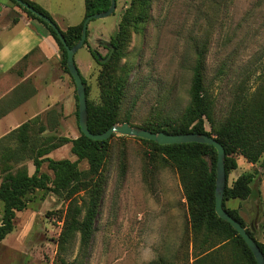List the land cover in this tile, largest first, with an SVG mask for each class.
Segmentation results:
<instances>
[{
	"label": "rangeland",
	"instance_id": "374dc122",
	"mask_svg": "<svg viewBox=\"0 0 264 264\" xmlns=\"http://www.w3.org/2000/svg\"><path fill=\"white\" fill-rule=\"evenodd\" d=\"M133 2L118 0L114 15L89 24L88 31L102 40L95 47L102 58L108 56L109 46L113 47L120 33L119 25ZM204 47L207 51L205 88L215 100V121L219 128L228 118L237 95L264 93V0H153L147 24L139 30L129 29L120 49L121 57L114 64L118 76L128 73L118 125L125 124L126 119L135 127L179 121L191 103L196 51ZM79 57H89L85 48L77 53ZM101 73L102 67L94 59L83 70L88 103L94 107L103 105ZM63 74L68 82L64 98H73L76 110L75 84L70 76ZM6 104L2 107H8ZM22 109L14 120L23 117ZM45 109L33 123L32 143L40 146L43 141L56 139L53 143L58 144L59 139L80 137L76 116L62 121L59 107L44 113ZM8 124H2L0 130ZM41 129L47 130L42 134ZM206 129L211 132L210 126ZM16 147L15 139L0 140V186L4 170L11 166L3 163V154L8 148ZM110 147L102 207L85 255L79 252V235L67 252L59 253L58 240L64 228L67 203L52 193L36 191L28 196L26 210L17 213L14 232L0 245V264H59L58 257L69 264L194 262L187 202L176 168L154 146L138 139L115 135ZM71 148L63 145L48 158L76 162ZM123 155L126 157L124 176L121 175ZM29 156L30 159L16 167L14 174L23 169L29 175L34 174L33 156L31 153ZM236 160L238 169L229 174L228 187L232 188L245 173L254 174L255 180L247 200H229L226 208L236 211L246 230L264 244V156L257 165L239 156ZM88 169L86 161L79 165L80 171ZM42 171L52 176L47 165ZM84 196L82 193L80 197ZM2 218L0 203V225Z\"/></svg>",
	"mask_w": 264,
	"mask_h": 264
},
{
	"label": "trees",
	"instance_id": "16d2710c",
	"mask_svg": "<svg viewBox=\"0 0 264 264\" xmlns=\"http://www.w3.org/2000/svg\"><path fill=\"white\" fill-rule=\"evenodd\" d=\"M10 1L30 18L39 21L48 29L60 48L63 72L70 76L67 68V51L58 34L45 22L20 7L14 0ZM22 1L56 24L50 14L40 6L26 0ZM152 2L153 0H134L131 9L119 25L120 33L113 41L115 52L110 62L105 65L100 64L98 53L90 50L92 58L102 67L99 82L102 89L103 105L94 107L88 103V125L90 132L94 135L103 134L114 125L119 124L121 106L128 85L125 75L128 73L123 71V75L118 76L114 64L121 57L120 49L129 36V29L133 27L134 30H139L141 26L147 24ZM85 6V19H87L108 11L111 2L110 0H85ZM83 24L84 22L77 27L68 28L65 32L56 25L69 48H73L81 40ZM87 44L88 42L85 43V46ZM206 56L205 47L197 49V61L193 70L190 91L191 103L181 119L176 122L149 123L138 128L152 133L162 132L173 136L198 134L214 137L225 149V169L228 179L229 174L238 169L237 156L252 165L259 164L264 156V93L237 95L228 118L221 127L217 128L215 100L205 88ZM83 82L86 86L84 78ZM86 91L88 98L87 86ZM15 94L19 97L20 102L12 101L13 105H9L11 102H8L6 104L8 107L5 108L7 111L18 107L21 102H26L30 98L26 92L16 91ZM75 100L78 120L77 95ZM2 109L4 108L0 106L1 112ZM36 121L37 119H34L24 123L4 138L5 140L15 139L17 147L8 148L3 154V163H9L11 166L4 170L5 177L0 186V203L3 205L0 245L14 232L16 215L26 210L28 196L36 191H43L52 193L67 203L64 228L58 240L59 253L67 252L79 235V252L84 256L91 245L96 220L102 207L107 184L105 166L110 154V141L115 136L109 141L98 142L86 138L81 133L76 140L63 138L59 139L58 144L53 143L56 139L52 142L46 140L38 146L32 143L33 138L31 137L33 123ZM124 123L130 124L129 119H126ZM207 125L210 126L211 132L207 131ZM46 130L41 129L40 131L43 134ZM139 141L154 146L162 156L173 164L178 172L189 215L192 259L194 260L192 264H257L243 239L228 223L219 219L215 212L217 166L215 149L201 144L160 146L153 142ZM63 145L72 146L71 153L77 158L76 162L55 161L48 158L53 151L60 149ZM29 153L33 156L31 160L35 168L34 174L30 176L26 169L17 170L14 174L19 164L30 159ZM84 161L89 166L85 172L79 170V165ZM44 165H47L48 172L52 173L53 177L42 171ZM125 173L126 157L123 155L121 175L124 176ZM254 180V174L245 173L238 178L232 188L227 185L225 190L224 209L244 228L245 225L237 216L236 211L226 208V202L247 200L252 194L251 185ZM82 193L85 195L84 197H80ZM80 198H82L81 203ZM248 233L254 239L253 234L250 231ZM256 243L264 255V244L257 241ZM58 262L59 264H69L62 257H58Z\"/></svg>",
	"mask_w": 264,
	"mask_h": 264
},
{
	"label": "crops",
	"instance_id": "0c3cea01",
	"mask_svg": "<svg viewBox=\"0 0 264 264\" xmlns=\"http://www.w3.org/2000/svg\"><path fill=\"white\" fill-rule=\"evenodd\" d=\"M26 1L47 11L63 32L81 25L85 20V0H75L74 4L72 0ZM99 41L102 40L89 32L88 44L84 47L89 57L77 58L76 54L75 61L81 75L87 63L93 62L90 50L96 51ZM61 61L60 48L48 29L10 0H0V106L8 102H11L10 105L19 103L16 91L26 92L30 96L9 112L5 108L2 112L0 110V126L9 123L0 130V140L37 118L45 107L44 113L59 107L62 121L76 116L73 98H64L68 82L62 72ZM21 108L23 117L14 120Z\"/></svg>",
	"mask_w": 264,
	"mask_h": 264
},
{
	"label": "water",
	"instance_id": "95a60500",
	"mask_svg": "<svg viewBox=\"0 0 264 264\" xmlns=\"http://www.w3.org/2000/svg\"><path fill=\"white\" fill-rule=\"evenodd\" d=\"M20 7L26 9L28 12L32 13L35 17L39 18L47 25H49L57 34L67 51V68L70 77L73 79L76 94L78 98V122L81 133L88 139L92 141H109L113 136L118 135L121 137L133 138L148 142H153L160 146H172V145H185V144H201L209 147H213L217 153V166H216V192H215V212L219 219L228 223L234 231L243 239L246 246L252 252L257 264H264V255L261 252L256 241L249 235L248 231L242 227L240 223L234 220L230 214L224 209V195L227 187V175L225 169V159L226 152L224 147L213 137L198 134H187V135H166L165 133H152L134 127L128 123L122 125H114L107 132L94 135L89 130L88 125V99L86 86L83 82L82 75L76 65L75 56L76 54L85 47V43L88 39V27L89 24L94 20H105L115 14L117 9V0H110L111 6L108 11L100 14H96L85 19L83 24L81 40L73 47L69 48L66 44L64 36L58 30L56 24H54L50 19L43 16L42 14L36 12L28 4L24 3L22 0H14ZM111 49L110 54L105 59L98 55V61L100 64L105 65L110 62L112 55L114 53L113 47L109 46Z\"/></svg>",
	"mask_w": 264,
	"mask_h": 264
},
{
	"label": "flooded vegetation",
	"instance_id": "af4514ba",
	"mask_svg": "<svg viewBox=\"0 0 264 264\" xmlns=\"http://www.w3.org/2000/svg\"><path fill=\"white\" fill-rule=\"evenodd\" d=\"M117 3H118V0H117ZM116 10H117V9H116ZM113 49H114V48H113ZM110 51H111V49L109 48V54H110ZM95 52H96V51H95ZM109 54H108V55H109ZM107 57H108V56H107ZM104 59H105V58H104ZM99 63H100V62H99Z\"/></svg>",
	"mask_w": 264,
	"mask_h": 264
}]
</instances>
